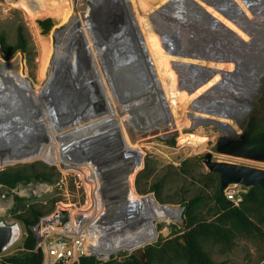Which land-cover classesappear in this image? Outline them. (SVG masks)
Returning <instances> with one entry per match:
<instances>
[{
	"label": "bare ground",
	"instance_id": "6f19581e",
	"mask_svg": "<svg viewBox=\"0 0 264 264\" xmlns=\"http://www.w3.org/2000/svg\"><path fill=\"white\" fill-rule=\"evenodd\" d=\"M89 2L85 23L74 18L55 32L58 54L41 89L33 88L21 73L6 70L18 64L19 55L6 61L0 53V76L6 74L0 83V167L37 159L69 165L70 154L77 156V163L86 157L100 166L108 163L103 179L111 189L102 199L109 201L111 193L118 194L127 212L111 227L98 226L102 208L96 186L93 212L70 211V220L60 230L108 258L155 241L157 221L170 222L179 214L177 208L135 189L133 177L145 153L127 136L118 98L137 130L179 127L185 118L194 125L214 122L223 133H231L234 128L228 120L249 113L253 86L258 85L251 76L264 69V0H166L138 17L135 0ZM153 53L162 63L157 64ZM90 97L101 113L86 111L91 110ZM179 110L186 111L185 117ZM103 127L111 135L102 144L104 132L98 131ZM83 134L94 139V149L82 145L66 151L63 141ZM87 229L92 234L88 240ZM19 231L14 225L7 246ZM92 239L96 243L91 244Z\"/></svg>",
	"mask_w": 264,
	"mask_h": 264
},
{
	"label": "rangeland",
	"instance_id": "374dc122",
	"mask_svg": "<svg viewBox=\"0 0 264 264\" xmlns=\"http://www.w3.org/2000/svg\"><path fill=\"white\" fill-rule=\"evenodd\" d=\"M165 1L135 0L137 17L153 12ZM90 7L89 0H0V40L3 37L5 46L13 51V56L10 59L3 58V45L0 44L1 56L6 61L13 60L17 55L21 57L17 65L6 70L21 73L35 89L46 86L53 62L58 54V40L55 32L68 27L74 18L79 17L85 23L90 17ZM45 18H51L53 26L44 34L38 20ZM153 54L157 64L162 63L161 56L158 53ZM5 78L6 74L3 73L0 76V83ZM76 91L79 93V90ZM175 93L176 95L179 94L178 92ZM118 99L117 109L127 136L136 148L145 153L142 167L133 177L135 189L139 195L152 194L158 200L156 193L150 192L151 187L157 185L162 198L161 201H158L163 205H170L182 210L180 218L174 217L170 222L157 221V232L159 231L157 239L141 247L146 263L148 260L147 250L149 247H153L154 253H156L155 264H189L186 259L172 251L168 253L165 259L159 255L161 248H165L170 241L185 244L183 236H187L194 225L190 227L186 225L183 216L185 210L183 202L200 195L203 197V202L197 211L198 221L220 225L222 231L218 236L223 235L222 237H199L198 241L202 251L215 263L264 264V191L260 186L245 187L241 184H231L223 188V194L227 199H229L227 197L228 192L237 194V198L240 200L238 204L229 200L246 214L256 228L249 232L234 228L231 222L221 225L218 218L222 212H218L215 202L218 189H222L220 176L217 172L209 170L204 163V155L211 152L214 160L261 169H264V162L214 152L213 147L223 134L214 122L194 125L187 124L184 118L179 127L160 125L149 130H137L131 124L124 101ZM254 100L252 98V101ZM89 104L91 106L88 109L91 108V110L86 111L100 112V107L95 104L94 98L90 97ZM179 112L185 117V110L182 112L179 110ZM100 115L95 116L99 117ZM228 123L237 133L241 132V126L237 120L230 119ZM107 128L103 127L98 131L99 134L104 132V136L100 138L102 144L105 143L103 140H106L105 131ZM110 135L111 132L108 133L107 137ZM82 136L84 134L76 137V140L74 138L65 139L63 143H65L66 151L69 150L70 152L73 148L76 149L77 146L82 145L94 149V139H87L88 134L85 137ZM81 138L84 139V143H82ZM108 140L110 139L107 138L106 141ZM80 141L81 144H79ZM58 149L59 147H57ZM68 157L67 163H70L69 165L66 163L63 165L53 164L44 159H37L19 161L0 167V222L18 223L22 231L21 238L8 250L0 253V261L24 250V242L30 235V229L21 216L25 215L27 218L28 210L32 206L42 213L38 223L33 227L40 224L41 218L53 217L60 211H68L69 213H71L70 211L78 213L83 211L85 215H88L94 209L93 191L97 186L99 187L102 208V213L97 221L98 226L107 228L111 227L112 224H117L115 220L112 223L109 221H112V216L116 218L121 211L125 210L120 204V199H118L120 196L117 198L116 195L118 194L111 193L113 200L105 201L102 199L111 189V186L106 185L103 179L104 169L108 167V163L100 166L87 157L82 159L84 162L77 163V156L70 154ZM78 166L87 167L93 176L89 178L86 170L80 169ZM112 166L111 168H113ZM13 175L20 176L16 182L10 181L14 178ZM5 180L9 181L5 182ZM2 195H5V198ZM76 217L77 215L74 218L75 222ZM65 226L66 223L60 221L52 222L48 231L52 236L72 243L75 240L74 236L60 231L65 229ZM33 227L31 228L32 231ZM46 227H48L47 224L42 223L40 229L44 230ZM91 235L87 229L86 239L88 240ZM90 243L96 242L92 239ZM173 247L176 248L178 245L175 243ZM84 248L86 255L94 256L100 262H107L112 259L122 261L137 252L136 249L132 251L123 249L111 254L108 258H101L98 254H93L89 248ZM38 251H41L44 256V251L41 248ZM43 264H45V258ZM59 264L72 263L68 261Z\"/></svg>",
	"mask_w": 264,
	"mask_h": 264
},
{
	"label": "trees",
	"instance_id": "16d2710c",
	"mask_svg": "<svg viewBox=\"0 0 264 264\" xmlns=\"http://www.w3.org/2000/svg\"><path fill=\"white\" fill-rule=\"evenodd\" d=\"M39 26L42 28V32L45 34L53 26V20L51 18H45L38 20ZM0 44L3 45L2 56L5 59H10L13 56V51L9 50L5 46L4 39L0 40ZM1 175V174H0ZM12 175V174H11ZM10 181L16 182L17 176L13 175ZM9 181V180H8ZM5 180V182H8ZM143 192V191H140ZM150 192H155L158 200H162L161 194L157 189V185H153L150 189ZM216 206L218 207V212H222L221 216L218 218V221L222 224L226 222H231L234 228H240L245 231L252 232L256 227L255 225L247 218L246 214L239 208L234 206V204L227 199L223 194V188H219L215 196ZM203 202V197L197 195L190 200L184 201L183 205L185 210L183 216L186 221L187 227L193 226L187 234L183 236L185 244H181L177 241H170L166 244L165 248H161L160 257L165 259L168 256L170 251L174 252L176 255L180 256L187 260L189 264H220L213 262L209 256L202 251L199 245V237H222L218 236L222 227L215 223H203L198 221L197 211ZM29 215L21 216L23 221L26 223L27 227L30 229V235L24 242V250L17 252L16 254L4 258L3 261H0V264L3 263H13V264H43L44 256L41 251L36 250V237L31 230V228L36 225L39 221V218L42 216V213L38 211L34 206L29 210ZM198 223L196 224V222ZM176 243L178 247L174 248L173 245ZM155 249L149 247L147 250V263L146 264H155ZM73 264H142L141 260L132 254L128 258L119 261L112 259L107 262H100L94 256L84 255L79 258L78 262Z\"/></svg>",
	"mask_w": 264,
	"mask_h": 264
},
{
	"label": "water",
	"instance_id": "95a60500",
	"mask_svg": "<svg viewBox=\"0 0 264 264\" xmlns=\"http://www.w3.org/2000/svg\"><path fill=\"white\" fill-rule=\"evenodd\" d=\"M251 78L258 83V85L253 86L255 87L253 93L255 100H251L253 108L250 107L249 113L245 114L243 118L235 119L241 126V132L237 133L233 130L231 133H223L213 147V151L264 162V69L259 71L258 74L252 75ZM223 126L226 125L223 124ZM230 129H232L231 126ZM204 163L210 171L219 174L222 188L231 184H241L245 187L260 186L264 191V169L214 160L211 152L204 155ZM114 173L115 170L113 169L109 177H112ZM177 210L179 212L178 218H180L182 210ZM118 212L120 211L118 210ZM123 212H126V210L121 211L119 214ZM52 219L66 223L70 220V214L68 211H60ZM114 219L112 216V221L109 222H113ZM12 229L13 225L0 222V253L10 242ZM136 250V257L141 260L142 264H146L143 249L139 247Z\"/></svg>",
	"mask_w": 264,
	"mask_h": 264
},
{
	"label": "built area",
	"instance_id": "2783aa9c",
	"mask_svg": "<svg viewBox=\"0 0 264 264\" xmlns=\"http://www.w3.org/2000/svg\"><path fill=\"white\" fill-rule=\"evenodd\" d=\"M2 197L5 198V195H2ZM227 197L235 204H238V201H240L237 198V194L233 192H228ZM52 218L53 217H48L43 219L41 218L40 224L37 225L36 227H33V231L37 241V245L35 247L36 250L38 251L41 248L44 251L45 264L47 263L59 264L61 262H68V261L73 264L75 262H78L81 256L86 255L84 248L85 246L83 245V243L80 242L81 241L80 239H75V237H73L75 240L72 243H69L66 240L52 236L48 231V228L51 227L52 222H58V221H54ZM42 223L47 224L48 226L44 230L40 229ZM11 225L14 226L19 224L15 223ZM19 232L20 233L16 241L10 246H7L3 250V252L8 250L10 247H12L21 238L22 236L21 228ZM3 264H10V263L6 262Z\"/></svg>",
	"mask_w": 264,
	"mask_h": 264
}]
</instances>
